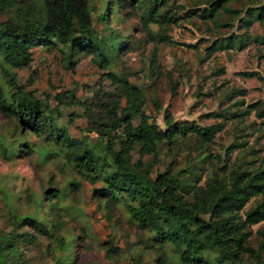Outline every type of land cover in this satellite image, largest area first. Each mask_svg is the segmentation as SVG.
<instances>
[{
	"label": "trees",
	"instance_id": "trees-1",
	"mask_svg": "<svg viewBox=\"0 0 264 264\" xmlns=\"http://www.w3.org/2000/svg\"><path fill=\"white\" fill-rule=\"evenodd\" d=\"M133 1L146 33L151 34L156 43H169L171 39L167 32L182 17L176 14L171 0ZM233 1L237 0H203L202 7H196L188 14L197 16L207 29L216 32L221 26H230L234 17L245 29L252 21L264 18V3L247 7L243 16H238L239 11L230 7ZM108 11L109 7H106L98 15L103 23H107ZM0 12L7 13L6 19L0 21V73L4 83L0 85V114L15 121L19 135L29 132L38 137L42 145L54 146V151L62 154L64 164L82 180L90 185L99 182V187L92 188V195L101 199L102 206L120 202L139 229L156 236L155 251L163 261L264 264V164L251 171L238 164L230 168L226 178L211 170L203 185L195 184L194 170L179 175L173 170L172 162L161 170L154 169L160 148L164 145L168 150L176 149L178 142L187 136L193 138L201 163L209 160L208 144L222 129L223 122L200 126L188 121H174L164 111L162 121L166 129L161 130L141 110V89L125 76L111 71L104 75L115 85V97L109 98L110 93L97 89L92 95L96 101L93 102L69 97L66 91L57 92L52 97L55 106L51 110L46 102L48 95L43 100L36 98L32 91L18 86L11 72L29 66L31 49L60 47L69 56H89L98 68L106 69L111 63L108 52H117L123 45L118 47L113 33L98 37L91 24L89 0H0ZM149 24H158L159 29L152 33ZM251 39L264 41V37ZM244 43L242 34L217 35L205 48L206 56L214 50L240 49ZM155 50H151L149 60L151 73L156 67ZM239 73L245 77L256 75ZM235 94L242 95L243 89H231L228 97L232 99ZM65 104H78L83 108L89 131H97L99 141L90 143L85 136L70 137L57 126L53 112L59 115L58 108ZM235 104L242 107L243 100ZM251 111L260 119L264 117V106L260 102L245 104L235 115L242 119ZM218 115L222 120L227 118L226 110L219 111ZM134 117H138L135 124L132 123ZM14 146L13 142L0 136L2 156H13ZM19 146L28 147L26 143L15 147ZM131 151L137 154L134 161ZM38 154L44 155L39 151ZM45 195L52 214V199L58 196V191L47 189ZM13 223L14 227L21 223L30 225L34 233L51 236L56 245L68 249L57 235L59 219H55L50 228L38 223L33 216L15 218ZM255 224L260 225L253 232V246L249 237L251 226ZM33 237L28 232L13 231L7 236L1 233L0 264H27L17 239L30 241ZM102 246L107 247V258H110L111 244L107 241ZM68 261L66 257L65 262Z\"/></svg>",
	"mask_w": 264,
	"mask_h": 264
},
{
	"label": "rangeland",
	"instance_id": "rangeland-1",
	"mask_svg": "<svg viewBox=\"0 0 264 264\" xmlns=\"http://www.w3.org/2000/svg\"><path fill=\"white\" fill-rule=\"evenodd\" d=\"M171 2L176 14L182 17L170 26L171 29L167 32L171 39L169 43H156L151 34L146 33L139 22V10L133 0H89L91 24L98 37L113 33L116 35L118 47L123 45L117 52H108L111 57L109 67L100 69L90 61L89 56L82 54L69 56L60 47H35L31 49L29 66L12 69L11 72L14 73L18 86L32 91L36 98L43 100L48 95L46 102L51 110L55 106L52 97L57 92L66 91L69 97L77 100L89 99L93 102L96 101L93 100L92 95L97 89L110 93L109 98L115 97L117 93L115 85L104 75L105 72L111 71L118 76H125L130 83L141 89L143 95L141 110L149 116V120L153 119L156 122L157 118L167 111L174 121H188L200 126L223 122L222 129L215 133L212 142L208 144L207 150L211 155L209 160L206 159L201 163L199 160L201 156L197 153L193 138L187 136L186 139L178 142L176 149L168 150L167 146L163 145L158 152V162L154 165V169L161 170L167 163L172 162L173 170L179 175H185L187 170H194L197 177L195 184L203 185L211 170H214L218 176L226 178L230 168L238 164L248 171L263 165L264 117L260 119L252 111L242 119L235 114L245 104L260 102L264 106V41L251 39L254 36L264 37V18L262 21H252L245 29L239 26L238 20L234 17L230 26H221L216 32L207 29L205 23L197 16L188 14L194 8L202 7L203 0H171ZM263 3L264 0H237L231 2L230 7L239 11L238 16H243L245 8ZM106 7H109L107 23H103L98 19V15ZM6 17L7 13L0 12V21L5 20ZM129 30L133 34L131 40L128 38ZM230 33L242 34L244 47L214 50L206 56L205 48L217 38V35L227 36ZM154 48H156L154 51L156 67L154 73H151L149 60L151 50ZM133 51L139 52L140 60L129 66L123 57ZM169 55L176 60L171 71L166 66V57ZM239 72H253L256 75L245 77ZM0 85H4L1 73ZM237 88L243 89V94H235L230 99L231 97H228L230 90ZM189 97L193 98L195 103L187 106L185 110ZM238 100H243L242 107L235 104ZM58 110L59 115L53 112L57 126L70 137L85 136L88 142H95L86 135L91 133L89 122L80 105L65 104ZM221 110H226V120L219 117L218 113ZM179 113L194 118L179 119ZM137 122L138 117H134L132 123ZM16 125L14 120L0 114V136L13 142L15 146L22 143L28 146L27 148L14 146L12 149L15 151L10 158H28L33 164H48L49 168L46 170L57 174L48 177V182L53 186L45 190L58 191V196L52 199L54 203H52L51 216L54 220H60L59 231L65 225L62 223L56 203L68 197L72 198L74 207L83 199L86 209L83 215L92 221L87 228L80 227L75 219L70 221L74 225L73 230L82 233L77 237L78 246L75 251L71 246L64 249L65 246L56 245L51 236L41 235L47 237L49 241L46 246L38 243L34 234L30 241L17 239V246L27 264H44L48 260H52L53 264H76L79 260L83 264L85 254L90 247L88 241L101 238H105L102 244L107 241L111 244V257L107 258L111 262L113 254L119 253L122 248L120 242L112 235L116 229L125 232L123 239H126L127 234L133 230H136L140 237L137 245L142 246H136L137 255L132 260V264H180L176 260L163 261L162 257L158 256L154 247L157 242L156 236L139 229L131 218H126V211L120 202L114 205H101V199L92 195V188L99 187V182L90 185L71 169L74 175L67 188L62 190L56 186L55 182L58 178L62 179L69 174V167L64 164L62 154L54 151V146L42 145L40 139L29 132L22 130L24 134L19 135ZM38 151L44 154L43 157H40ZM130 153L134 161L137 154L135 151ZM48 204L45 195V200L38 211H43ZM24 216L29 215H22L18 210L13 209L7 196H0V222H3L0 224V234L5 233L4 230L8 227H13L14 231L19 232V229L26 224L21 223L14 227L13 222L15 218ZM259 225L251 226L252 234L249 238L253 246H255L253 232ZM133 246L127 244L128 248ZM31 251L37 254L26 255ZM57 253L61 255L59 258ZM73 256L75 259H72ZM66 257L69 258L68 262H65Z\"/></svg>",
	"mask_w": 264,
	"mask_h": 264
},
{
	"label": "clouds",
	"instance_id": "clouds-1",
	"mask_svg": "<svg viewBox=\"0 0 264 264\" xmlns=\"http://www.w3.org/2000/svg\"><path fill=\"white\" fill-rule=\"evenodd\" d=\"M148 28L150 31H157L159 29L158 24H149ZM128 38L131 40L133 34L129 30ZM127 65L136 64L140 60L139 52L133 51L129 52L123 57ZM176 60L171 56L166 57V66L169 71L175 66ZM195 103L194 99L189 97L186 101V107ZM179 119H193L192 116L184 115L183 113L178 114ZM162 115L157 118L156 124L161 130L166 129V124L162 122ZM91 140H100V135L97 131H92L87 133ZM49 168L48 164L40 165L33 164L28 158L16 159L14 157L0 156V196H7L10 205L13 209L18 210L22 215L33 216L38 223L45 225L46 227H51V224L55 222L54 218L51 216L47 206L43 208V211H38L39 206L42 205L45 200V189L50 188L53 185L48 182V177L50 175H57L54 172L47 171ZM68 175L64 176L62 179L56 180V186L60 187L62 190L67 188L68 183L74 175L71 173V169H68ZM56 207L59 211V215L62 219V223L65 227L61 228L58 232V237L63 239L66 246H71L73 251L77 249L78 239L82 233L79 230H73L74 225L70 223L71 220L75 219L76 224L80 227L87 228L88 225L92 223L86 216H84L85 204L83 199L78 205L73 206L72 198L59 201L56 203ZM71 209V211H69ZM67 212V215L65 213ZM126 218H130L129 214H125ZM3 222H0L2 224ZM15 229L13 227H8L4 230L5 235L12 233ZM20 233L29 232L36 235L37 242L41 245H45L49 242L47 237L41 236L38 233H34L30 225H24L19 229ZM112 235L120 242L122 248L117 254H113L111 262L107 259L108 249L102 246V241L105 238L89 240L90 245L89 251L85 254V259L83 264H132V260L136 257V246L137 241L140 238L137 235L136 230L127 234L126 239L125 232L116 229L112 232ZM147 239V237H145ZM127 244L134 245L131 248L127 247ZM43 249H41L42 251ZM36 255L35 251L26 253V255ZM57 258H59V253H57ZM75 259V256L72 257ZM44 264H53L52 260L45 261ZM76 264H81V261L77 260Z\"/></svg>",
	"mask_w": 264,
	"mask_h": 264
}]
</instances>
